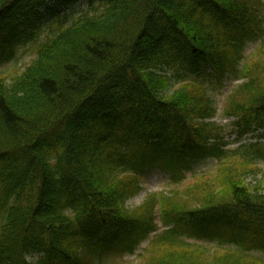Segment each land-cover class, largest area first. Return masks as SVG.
<instances>
[{"label": "trees", "instance_id": "16d2710c", "mask_svg": "<svg viewBox=\"0 0 264 264\" xmlns=\"http://www.w3.org/2000/svg\"><path fill=\"white\" fill-rule=\"evenodd\" d=\"M68 2L0 0V65L51 19L35 60L0 74V264H95L145 241V264H264V187L246 183L264 143L224 151L208 90L241 80L223 114L239 138L264 132V46L245 55L260 0H87L72 17ZM207 159L213 178L126 207L152 168L179 183Z\"/></svg>", "mask_w": 264, "mask_h": 264}, {"label": "rangeland", "instance_id": "374dc122", "mask_svg": "<svg viewBox=\"0 0 264 264\" xmlns=\"http://www.w3.org/2000/svg\"><path fill=\"white\" fill-rule=\"evenodd\" d=\"M262 8H259L260 14L262 15L261 27L256 36L247 45L245 50V55L249 58L252 54L257 52L264 46V0H260ZM57 11L63 15L67 14L72 17L81 14V12L87 9V0H69L68 3H62L57 8ZM43 10H38L42 12ZM50 18H45L41 20L40 30H33V36H28L19 46L16 47L14 53V59L0 65V74L8 80L15 77L25 69L26 66L30 65L32 61L35 60L36 54L35 49L38 43L43 41L46 37L50 36V30L48 27V22ZM35 20L32 18V22H29L28 27L35 26ZM22 39V38H21ZM18 45V44H17ZM241 81L226 80L224 81V87L219 88L216 84L209 86V94L212 97V102L214 107L217 109L216 116L211 119L217 127V135L221 136L223 142L225 143L224 151L229 154H233L237 147L244 146L243 148H248V145H256L264 143L263 132H250L240 139H238L239 131L234 126V119L228 116H224L223 109L227 100L228 94L234 89L235 86L239 85ZM211 145L215 143V140L210 141ZM239 157L238 155H235ZM256 166L260 170L261 174L255 176H250L247 178L246 183L251 186H255L256 183H262L264 187V160L259 159L256 162ZM218 163L215 159H207L193 166V169L187 173V177L179 183H173L169 180L168 175L161 172L156 168H152L151 171L146 175L144 179L140 181L141 190L126 201V207L128 210L133 211L140 209L144 202L152 194H163L169 196L171 193H182L186 191L189 187L195 185L199 180L206 178H213L218 172ZM203 185V184H202ZM264 191V190H263ZM159 215L155 216L158 217ZM159 222V219H157ZM159 231L163 230V227L158 223ZM190 243L202 244L201 241L195 239L186 238ZM207 246L208 248L216 247L223 248L234 246H217L218 244ZM204 246V245H203ZM152 247L147 244V241L142 242L140 247L134 252V254H124L123 256H118L117 254L109 253L103 258V260L97 264H145V261L150 257ZM254 257L264 260V248L252 249L251 253ZM96 262V261H95Z\"/></svg>", "mask_w": 264, "mask_h": 264}]
</instances>
